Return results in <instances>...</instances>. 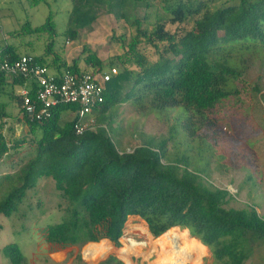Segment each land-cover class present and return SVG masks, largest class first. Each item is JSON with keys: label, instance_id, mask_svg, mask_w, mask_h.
<instances>
[{"label": "trees", "instance_id": "1", "mask_svg": "<svg viewBox=\"0 0 264 264\" xmlns=\"http://www.w3.org/2000/svg\"><path fill=\"white\" fill-rule=\"evenodd\" d=\"M26 1L31 7L44 2ZM129 1L133 6L140 4L148 9L152 0H76L69 16L71 27L65 35L75 41L77 29L94 21L95 10L101 5L123 7ZM219 1L162 0L163 13L154 21L144 14L129 22L134 31L128 38L122 35L117 39L123 53L111 58L107 69L95 53L84 47L83 62L90 68L86 70L103 72L115 68L117 74L106 84L103 103L92 112L94 129L82 135L74 131L78 105L60 104L40 119L30 116L14 91L24 85L23 79L8 82L0 70V97L4 94L16 101V117L23 118L32 135L29 144L35 147L34 156L18 164L15 172L0 177V184L5 187L0 215L10 217L27 192L45 177L53 180L55 190L66 203L65 217L44 229L45 241L53 246H81L107 239L99 243L116 254L131 216L142 219L150 233L144 226L130 225L127 232L152 243L154 237L164 249L175 243L173 235L181 234L178 230L186 229L180 231L206 247L213 264H245L257 246H264V217L257 212L256 205L243 209L227 207L235 196L227 189L213 186L199 168L193 170L187 156L168 155V139L147 137L129 152L122 149L121 127L112 125L117 107L126 103L143 113L147 109L181 110L178 117H183H177L178 127L189 139L198 138L197 131L216 124L217 113L225 102L239 93L235 82L243 75L241 66L247 61L246 56L250 59L264 49V0ZM189 19H193L189 29H167V24L181 25ZM56 33L50 13L41 25L32 27L26 21L18 32L10 34H47L50 42L44 55L33 56L35 62L50 66L57 74L78 73L79 60L68 65L54 53ZM142 45L155 51V61L147 58ZM20 56L11 45L0 47V61H15ZM29 88L28 97L35 103V84L29 83ZM254 89L260 92L257 87ZM67 112L74 117L65 120L63 114ZM0 118L1 131L7 118L5 104L1 102ZM101 121L106 128L101 129ZM26 143L21 138L10 144L0 132V158ZM244 184L250 191L255 188L250 175ZM95 245L106 255L103 244ZM1 251L11 264H24L25 257L17 244H8ZM112 263L122 264L115 258L105 264Z\"/></svg>", "mask_w": 264, "mask_h": 264}, {"label": "rangeland", "instance_id": "2", "mask_svg": "<svg viewBox=\"0 0 264 264\" xmlns=\"http://www.w3.org/2000/svg\"><path fill=\"white\" fill-rule=\"evenodd\" d=\"M75 1L44 0L38 6L31 7L26 0H0V47L11 45L19 55H44L50 42L47 34L12 36L10 33L18 32L26 21L32 27L39 26L51 13L57 31L54 37V53L60 55L68 65L75 59L79 60L80 70H86L90 69L83 62V48L87 47L104 62V69H107L109 60L123 53L117 39L122 35L128 38L134 31L129 22L144 14L152 22L157 15L163 13L162 0H152L148 9L140 4L133 6L130 1L123 7L108 8L101 5L95 10L94 21L77 29V39L72 41L65 35V31L70 26L69 16ZM223 1L228 0H221L219 4ZM122 16L125 19L118 18ZM192 26L193 19H189L181 25L167 24V29L180 32ZM141 48L150 61L156 60L152 48L143 45ZM258 54L250 59L246 56L247 61L241 66L243 75L235 82L238 95L225 102L224 107L217 113L218 119L213 127H204L197 131L200 138L189 139L179 129L180 122L177 117L181 110L154 112L147 109L143 113L126 103L117 107L112 124L114 128L121 127L120 147L129 152L147 137L168 139L165 149L168 155L187 156L193 163V170L199 168L204 174L202 176L208 177L213 186L227 189L235 196V200L227 207L243 209L254 204L257 212L264 217V49ZM51 59L52 55H49L48 62ZM48 69L52 72L50 66ZM256 87L260 92L254 89ZM0 102L5 104L7 113V118L3 120L6 122L0 132L10 144L12 140H27L17 151L8 152L0 158L1 177L15 172L18 164L34 156L35 147L29 144L32 135L29 134L23 118L16 117L19 114L16 101L9 100L3 94ZM73 117L71 112L63 114L65 120ZM181 117L183 115L178 119ZM100 123L101 129L106 128L104 121ZM248 175L255 182V188L251 191L244 184ZM253 185L251 183V187ZM240 186L242 188L236 193ZM4 188L0 184V199ZM65 212L66 203L55 190L53 180L41 178L37 187L27 192L17 211L10 217L0 215V264H11L1 251L11 243L20 248L25 257L24 264H105L110 258H115L122 264H213L208 249L197 244L193 240L195 238L191 239L181 232L186 229L180 228L178 229L181 231L178 232L181 234L173 235L175 243L170 249H164L152 236L153 252L147 256L134 255L125 247L123 240L130 238L138 241L140 238L136 233H128L127 226H144L149 232L146 223L134 216L129 217L125 223L119 239L120 248L111 243L114 248L119 249L116 254L106 244L99 243L107 239L65 248L50 245L45 241L44 229L60 222L65 217ZM95 244H103L107 250L106 255ZM245 264H264V246H257Z\"/></svg>", "mask_w": 264, "mask_h": 264}, {"label": "built area", "instance_id": "3", "mask_svg": "<svg viewBox=\"0 0 264 264\" xmlns=\"http://www.w3.org/2000/svg\"><path fill=\"white\" fill-rule=\"evenodd\" d=\"M0 70L9 80L23 79L24 85L17 88L16 94L22 99V107L30 116L40 119L49 116V109L60 104L78 105L74 124L77 135L94 129L96 124L92 112L103 103L106 84L117 74L115 68L103 72L79 70L78 73L63 71L57 74L36 63L30 55H21L15 61H0ZM32 82L36 87L35 103H31L28 97L29 83Z\"/></svg>", "mask_w": 264, "mask_h": 264}, {"label": "bare ground", "instance_id": "4", "mask_svg": "<svg viewBox=\"0 0 264 264\" xmlns=\"http://www.w3.org/2000/svg\"><path fill=\"white\" fill-rule=\"evenodd\" d=\"M141 239L142 238H140V240ZM140 240L136 241L135 239L126 238L123 240V244L134 255L147 256L151 254L154 250L152 242L149 239H142V241Z\"/></svg>", "mask_w": 264, "mask_h": 264}, {"label": "crops", "instance_id": "5", "mask_svg": "<svg viewBox=\"0 0 264 264\" xmlns=\"http://www.w3.org/2000/svg\"><path fill=\"white\" fill-rule=\"evenodd\" d=\"M10 81H13V80H9V79H8V82H10ZM17 88H18V87H15V88H14L15 94H16ZM10 91H11V87H10ZM20 117H21V116H19L18 118H20ZM4 120H5V119H4ZM4 122H6V121H4ZM131 217H132V216H131ZM254 252H255V251H254ZM250 258H251V257H250ZM250 258H249V259H250ZM249 259H248V260H249Z\"/></svg>", "mask_w": 264, "mask_h": 264}, {"label": "water", "instance_id": "6", "mask_svg": "<svg viewBox=\"0 0 264 264\" xmlns=\"http://www.w3.org/2000/svg\"><path fill=\"white\" fill-rule=\"evenodd\" d=\"M167 232V231H166ZM164 234V233H163Z\"/></svg>", "mask_w": 264, "mask_h": 264}]
</instances>
